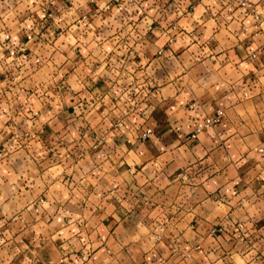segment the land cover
Returning <instances> with one entry per match:
<instances>
[{"label":"crops","instance_id":"1","mask_svg":"<svg viewBox=\"0 0 264 264\" xmlns=\"http://www.w3.org/2000/svg\"><path fill=\"white\" fill-rule=\"evenodd\" d=\"M42 1L0 0V264H264V0Z\"/></svg>","mask_w":264,"mask_h":264},{"label":"built area","instance_id":"2","mask_svg":"<svg viewBox=\"0 0 264 264\" xmlns=\"http://www.w3.org/2000/svg\"><path fill=\"white\" fill-rule=\"evenodd\" d=\"M114 2H119L121 0H113ZM51 7V0H43L39 6L38 9L34 12H32L30 14V19L33 22H37L38 21V14H41L43 17H45L48 14V11ZM108 4L105 5V7L103 8L104 10H108ZM33 36L32 31H26L24 33V37L22 41H19L17 44H13L12 43V37L10 36V34H8V32L4 33L1 37H0V43L4 46V48H6L8 56L10 58H16L19 54H23L27 51L26 49V42L31 40ZM223 111H216L215 115L211 118H206L204 120V128L209 127V125H214L220 122L221 118L223 117ZM203 128H198L195 132V134L192 137H195V135L197 133H199ZM150 135H152V130L151 129H146L144 130L140 135L139 138L142 140L147 139L148 137H150ZM188 177L186 175H182L180 180L185 181L187 180ZM223 231L222 227L219 228H212V230H209V235L210 236H215L216 234L220 233Z\"/></svg>","mask_w":264,"mask_h":264}]
</instances>
